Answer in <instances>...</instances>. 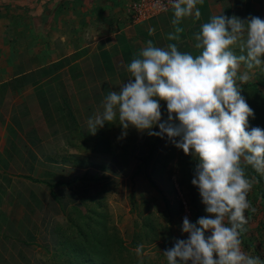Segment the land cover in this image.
Returning <instances> with one entry per match:
<instances>
[{"label": "crops", "instance_id": "crops-1", "mask_svg": "<svg viewBox=\"0 0 264 264\" xmlns=\"http://www.w3.org/2000/svg\"><path fill=\"white\" fill-rule=\"evenodd\" d=\"M131 1L0 0V264H53L70 232L66 206L104 191L127 147L150 139L131 127L121 137L118 124L87 128L149 39L195 55L193 33L211 16L264 19V0H202L200 20L182 18L181 39L168 41L172 7L133 21ZM245 71L241 91L264 93V65Z\"/></svg>", "mask_w": 264, "mask_h": 264}, {"label": "clouds", "instance_id": "clouds-1", "mask_svg": "<svg viewBox=\"0 0 264 264\" xmlns=\"http://www.w3.org/2000/svg\"><path fill=\"white\" fill-rule=\"evenodd\" d=\"M198 3L202 0H172L174 31L168 41L181 39L182 18L200 20ZM155 31L149 28V36ZM192 38L195 55L180 51L176 43L160 47L149 39L126 66L129 79L110 90L88 118V132L95 135L105 123L118 124L121 137L130 127L147 130L149 136L166 135L195 157L191 184L207 215L195 223L183 218L187 239H175L163 251L167 264H264L241 247L245 210L256 211L247 199L255 178H248L245 166L264 175V129L249 126L255 114L240 86L249 74L238 75L242 65L248 70L264 65V19L221 13L202 23ZM160 101L166 102V119ZM154 126L159 131H152ZM142 248L138 245V255Z\"/></svg>", "mask_w": 264, "mask_h": 264}, {"label": "rangeland", "instance_id": "rangeland-1", "mask_svg": "<svg viewBox=\"0 0 264 264\" xmlns=\"http://www.w3.org/2000/svg\"><path fill=\"white\" fill-rule=\"evenodd\" d=\"M166 118L167 109L162 114V119ZM256 126L264 129V120L255 121L253 127ZM152 131L159 129L154 126ZM133 133L135 140L140 136L139 141H144L147 130ZM144 143L140 147H127L130 154L119 157L122 166L112 173L114 182L107 185L102 181L104 191L92 198L79 195L74 200L77 202L66 206L67 216L76 218V224L92 211L104 215L107 232L116 234L124 246L120 257L115 249L111 250L112 261L108 264H167L163 251L172 247L175 239H187L188 234L181 230L183 218L187 216L195 223L199 217L207 215L197 186L191 184L195 157L185 155L166 135L163 138L150 136ZM245 170L248 178H255L247 199L256 211L245 210L248 223L241 234V247L249 255L264 260V175L256 173L250 165H246ZM69 234L76 235L75 230ZM134 238L138 239L135 244L132 243ZM138 245H143L139 255ZM65 262L66 259L60 257L53 260V264Z\"/></svg>", "mask_w": 264, "mask_h": 264}, {"label": "trees", "instance_id": "trees-1", "mask_svg": "<svg viewBox=\"0 0 264 264\" xmlns=\"http://www.w3.org/2000/svg\"><path fill=\"white\" fill-rule=\"evenodd\" d=\"M243 91L241 95L254 110V118L249 117V126L253 127L255 121L264 120V93L252 87L245 92L247 95ZM196 213H200L199 210H196ZM68 222L70 233L75 230L76 235L69 234V239L66 237L62 241L63 247L58 257L66 259L65 264H108L112 261L110 255L113 249L117 251L119 257L122 255L124 246L116 238V234L107 232L104 215L100 211L83 215L82 222L80 221L79 224H76V218L71 217H68ZM137 242V238L132 240L134 244Z\"/></svg>", "mask_w": 264, "mask_h": 264}, {"label": "built area", "instance_id": "built-area-1", "mask_svg": "<svg viewBox=\"0 0 264 264\" xmlns=\"http://www.w3.org/2000/svg\"><path fill=\"white\" fill-rule=\"evenodd\" d=\"M172 0H133L127 5L133 21L144 20L171 7ZM185 205V202H183Z\"/></svg>", "mask_w": 264, "mask_h": 264}]
</instances>
